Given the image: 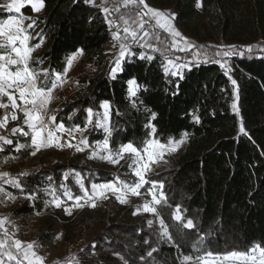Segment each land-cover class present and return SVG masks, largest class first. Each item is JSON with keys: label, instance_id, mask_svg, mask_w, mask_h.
I'll return each mask as SVG.
<instances>
[{"label": "trees", "instance_id": "trees-1", "mask_svg": "<svg viewBox=\"0 0 264 264\" xmlns=\"http://www.w3.org/2000/svg\"><path fill=\"white\" fill-rule=\"evenodd\" d=\"M147 1L155 7L172 9L182 32L194 45L205 46L203 50H168L178 38L155 29L160 40L148 39L158 53L190 62V67L176 78L165 74L160 57L149 61L135 55L123 61V71L112 79L103 54L113 40L112 31L105 13L84 0H45L44 12L35 20L44 41L33 61H42L37 71L62 72L67 58L80 49L81 62L92 63L100 70L79 79L83 92L57 112V123L63 122L69 129L76 125L83 128L86 109L99 112L100 103L109 101L113 129L109 144L114 151L128 142L141 147L151 138L150 128L145 127L148 124L155 126V139L162 143L170 138L180 140L187 134L185 148L179 154L165 155L164 163L149 174V181L163 183L162 192L167 197L157 207L159 215L134 218L137 205H121L116 215L107 216L78 264H182L186 256L195 259L207 252L224 256L233 251L248 252L255 244L264 247V55L245 51L248 45L255 49L257 43H264V0H202L201 8L196 7L197 0ZM106 6L112 7L111 0ZM23 10L31 12L30 7ZM128 11L122 7L120 12H113L114 20L121 23L119 15ZM11 15L0 7V20ZM152 23L144 30L151 31ZM212 43L235 45L245 51L243 57L231 56L234 77L239 82L243 133L231 107L233 85L212 60L213 53L223 50V46L218 48ZM204 51L208 53L207 62ZM42 78L40 85L46 83ZM131 79L141 86L136 97L129 93ZM87 128L83 136L89 145L105 139V131L92 125ZM125 168L127 164L117 171L100 168L83 157L60 162L52 169L16 174L22 188L9 187V192L20 198L11 206L10 215L19 218L23 228L34 226L30 236L38 247H54L60 233L69 244L73 238L71 217L63 206L47 215L49 208H45L44 201L48 195L44 189L63 194L66 186L73 196H81L84 192L74 173L90 189L92 184L117 179L129 182L119 175ZM150 186L145 184L142 190L146 192ZM32 195L34 200L28 198ZM177 206L185 221L193 220L195 228L185 229L174 219ZM158 217L164 220L173 242L161 236ZM153 248L156 251L149 256ZM12 251L15 253V249Z\"/></svg>", "mask_w": 264, "mask_h": 264}, {"label": "snow or ice", "instance_id": "snow-or-ice-1", "mask_svg": "<svg viewBox=\"0 0 264 264\" xmlns=\"http://www.w3.org/2000/svg\"><path fill=\"white\" fill-rule=\"evenodd\" d=\"M86 4H90L94 7H99L105 13V20L109 24L110 28H115L113 32V39L117 42L113 47L118 46V55L114 59V66L111 68L110 76L112 79L116 78V74L123 71L122 62L126 56L133 55L131 51V44L140 43L141 47L152 48L153 51H159L158 48H153L152 44L149 43V39L160 40V37L155 33V29L159 28L169 33L172 37L180 38L185 41V48H178V43L173 40L170 48L178 49L180 51H185L191 48L198 47L201 50L205 46H197L187 42V38L182 37V34L175 29L172 24V20L175 19L174 13H169L161 11L159 9L149 6L146 0H111L112 7L109 8V0H102L100 5L95 4V0H84ZM26 5H30L31 10L34 12H41L45 7V0H11V3L6 5L7 11L16 14H20L22 8ZM203 6L202 0H197L196 7L201 8ZM126 8L129 11L127 13H121L118 20L122 23H117L114 19H109V16L113 12H120L121 8ZM134 13V15H133ZM147 17V19H145ZM31 19L30 17L20 16L19 18L15 15L9 16L7 19L0 20V109L9 110L11 113L5 112V115L0 118V129H8V121H16L20 119L17 113L23 114V124L30 129V132L25 131L23 127H12L10 132L12 135L20 134L25 137L30 136V145L20 144L17 146L16 150L20 151L23 148L31 147L33 151L31 155L35 156L38 151L42 148H48L56 146L59 148L63 147H74L77 152L85 151L90 147L89 142L83 135L80 138L78 144H73L72 141L76 139L74 133H84L88 130L87 126L92 125L93 127H98L104 129L106 132V137L102 142H98L93 149L90 158H96L99 156L102 160H107L110 163L118 164L121 159L124 158L125 154L131 156V161L128 167L133 168L134 175L138 178L135 183H127L124 181H119V186L117 182H109L105 184H93L91 187V192L87 189L82 178L77 173L76 183L79 184L80 188L83 189L84 195L73 196V194L67 190L65 186L64 195L68 197L69 200H74L75 203L73 207L83 208L87 204L92 208L97 206L95 202V197L99 196L101 198H107L106 192H111L115 195L116 199L122 203H128V194L139 196L141 195L140 189L145 184H151L152 188L163 189V183L159 181H149L146 179L148 172L152 170L151 166L157 164L164 160L166 154H171L179 150V147L184 143V140H173L169 139L167 143H162L158 139H155L156 128L154 125H145L146 128H150V137L145 140L141 147L135 146L132 142L127 144H121L117 150H113L109 144V138L112 135V125H111V115L112 107L109 101H103L100 103L99 107L102 111H94L92 108L86 109V124L85 127L81 128L79 125L74 126L69 129L66 128L63 122L57 124L56 117L53 115L48 117V123H45V117L48 113L49 104L55 99L53 96L54 91L58 87H62L66 83V74L71 69L73 62L77 59V55L83 54V49L78 50L76 54H73L66 60V67L62 72H56L50 74L48 69L36 70L42 61L37 60L33 63V52L40 48L43 39L41 38L38 43L30 45L29 41L32 39V33L29 29H34L36 26V21L32 20V23L28 24L27 27L24 26V20ZM154 21V23H152ZM152 23V30L145 31V25ZM135 25V27H133ZM123 32V36L121 35ZM142 33V34H141ZM39 35V34H37ZM124 41H130V43H125ZM264 51V48L260 49ZM247 53H252L254 51V46L248 45L245 48ZM245 51H240L235 45L223 46V50L216 51L213 54L214 57H220L221 59L231 57L233 55H239L243 57ZM200 55V53H197ZM205 56V61L207 62L208 53L203 52ZM140 59L151 61L153 57L151 55L141 54ZM216 63H221V60H214ZM224 63H221V67H224ZM181 67H188V64L178 65L173 59L168 58L167 63L164 65V72L168 74L171 69H179ZM230 71V69L226 70ZM178 71H173L172 75H178ZM43 76L46 83L43 85L38 84V80ZM231 79V77H230ZM233 85H236V81L233 79ZM78 83V82H77ZM129 93L132 97H136L137 91L140 89V85L135 79L129 80ZM7 102H4V99ZM20 101V103H18ZM135 107V103H133ZM234 110H237V106L234 103L232 105ZM94 118L95 122H94ZM152 119H155V113L152 114ZM198 120V118H197ZM244 132L243 126L240 129ZM57 133H68L70 139L66 144L62 143V137L58 136ZM187 134H185L186 136ZM0 141L3 145L13 144V140L8 139L5 135H0ZM3 145H0V151H3ZM103 153V155H101ZM9 173H0V179H3L5 183L12 184L16 188H22L20 181L16 178H9ZM21 175H27V173H22ZM68 178V174H65V179ZM51 179V178H49ZM4 191L0 188V192ZM52 195L53 199L48 201V204H54L55 207L60 208L63 201L55 195V189H44ZM152 201L150 203H145L143 205V211L149 212L154 215H159L156 205L166 202L167 197L162 191H160L159 196L155 192H152ZM29 199L34 200L36 197L34 195L29 196ZM9 199H12L9 196ZM84 201V203H82ZM65 211L68 215L72 214L71 208H66ZM39 215V213H37ZM174 219L181 222V225L185 229L195 228L193 220L185 218L181 214L180 207L177 206L174 214ZM7 218H0V264H6L5 257L7 261H15V264H44V257L37 254L34 250L38 247L35 242H29L25 244L19 239H14L12 235H9L8 229L5 228ZM149 225L153 223L151 220L148 221ZM160 225L163 229L161 236L167 238L168 241L173 242V238L168 231V227L165 225L164 220L160 219ZM62 235V234H60ZM59 238V236H57ZM9 241L11 243H9ZM147 243V241H146ZM12 249H15V254H13ZM156 251L155 248L148 253L149 256L152 252ZM123 259V257H121ZM239 260L243 264H264V247L260 244H255L251 247L248 252H236L233 251L224 255L223 257H215L211 252H207L204 256H198L195 258V264H216V260ZM186 262L192 261L193 258L186 256L184 258ZM71 264V262H69Z\"/></svg>", "mask_w": 264, "mask_h": 264}, {"label": "rangeland", "instance_id": "rangeland-1", "mask_svg": "<svg viewBox=\"0 0 264 264\" xmlns=\"http://www.w3.org/2000/svg\"><path fill=\"white\" fill-rule=\"evenodd\" d=\"M146 2L148 3L147 0ZM9 3H11V0H0V7H3L7 10L6 5ZM101 3H102L101 0H95L96 5H100ZM149 6L159 9L161 11L174 13L175 19L172 20L173 26L175 27L176 30H178L182 34V37L187 38V42L194 45L192 40L182 32L178 23H176V13L172 9L162 8V7L159 8V7L152 6L150 4ZM25 7H30V5H26ZM25 7L22 8V11L20 14H16L12 12V15L17 16L18 18L20 16L30 17L31 19L24 20V26L27 27L28 24L32 23V20H36V18L39 17V15H41L43 12L37 13L32 10L31 12L24 11L23 9ZM43 11H44V8H43ZM109 19H114L112 13L109 16ZM122 27L123 25L121 23V28ZM133 27H135V25H133ZM110 29L113 35V32L116 29L115 28H110ZM28 31L32 33V39L29 41L30 45H34L38 43L41 38L43 39V36L41 33V27L35 26L34 29H29ZM121 35L122 36L124 35L123 32H121ZM124 42L130 43V41H124ZM142 43L143 41H141L140 43L131 44V51L134 54L126 56L125 59L127 58L131 59V57L135 55L140 57L141 54L151 55L153 58L160 57V62L164 68V65L167 63V59L170 57L166 54H162V53L160 54L157 51H153L152 48L141 47L140 44ZM177 43H178V48H185L186 46L185 41L180 38H178ZM43 44H44V41L41 47L36 49L33 52V61L36 59L37 54L42 49ZM114 44H117V42L113 39L110 43H108L105 46L104 53H103L105 55V60L107 61V68H109L110 71H111V68L114 66V59L118 55V46L114 48L113 47ZM212 44L213 46L215 44L216 45L215 47H218V48L223 46L222 43L221 44L212 43ZM255 46L256 47L254 51H259L260 53L264 55V51L260 50L261 48H264V43L259 42ZM188 50H191V49H188ZM81 56L82 55H77V59L73 62L71 69L67 72L66 74L67 82L64 83L62 87L56 88V90L54 91L53 96L55 97V99H53V101L48 106V113H47V116L45 117L46 124L48 123V117H51L53 115L56 116L57 112L61 110L71 99H73L76 95L83 92V87L80 86L79 83H77L79 82V79H81L82 77H86V75L93 76L95 74L100 73V70H97V67L94 64L87 63V62L82 63ZM173 60L178 65H184L186 63L188 64V67H181L179 69L170 70L168 74H171V75L173 71L179 72L178 75H172L175 78L177 76H180L184 69L190 67V62H182L177 59L176 60L173 59ZM212 60H221V63H224L226 60L224 67H221V63H216V62L215 63L218 64L224 70L230 82L233 79L235 80L231 57L224 58V59H221L220 57H214V58L212 57ZM65 67H66V63H65ZM228 69H230V71L226 72V70ZM40 81L41 79H39V84H40ZM238 85H239L238 81H236V85H233V91H232L233 98L231 101V107L234 103L237 106L238 111L234 110L233 107H232V111L235 112L236 115L239 117V121H240L239 127L241 129L242 123H241V118H240L241 116L239 112L240 106H239V97H238ZM4 102H7L6 98L4 99ZM18 103H20V101H18ZM6 111L9 112V114L11 113V109L9 110L0 109V118H2L5 115ZM17 115L20 117V119L16 121H12L11 119H9L8 129H0V135H5L8 139L13 140V144L11 145H3V142L0 141V145H3V151H0V173L7 172L10 174L9 177L5 179L16 178V174H19V173L28 174V173L34 172L37 169H43V168L52 169L56 167L58 163L60 162L66 163V162L78 161L79 159L84 157L87 161L92 162L97 167H100V168L104 167V168H107L113 171H117L119 170V168L123 167L124 164H127V168H125V170L119 173V175L126 177L129 180V182L127 183H130V184L138 181V178L133 173V168L128 167V164L131 161V156L128 154H125L124 158L121 159L118 164H113V163L108 162L107 160H102L99 158V156H97L96 158H90V155L97 143L90 145L89 148H87L85 151H82V152H77L74 147L59 148L56 146L42 148L40 151L36 153L35 156L31 155V152L33 151V148L31 147L23 148L20 151H17L16 148L18 145L20 144L30 145L31 143L30 136L25 137L20 134H16V135L11 134L10 129L12 127H23L25 131L30 132V129H28V127L23 124V114L18 112ZM99 129L104 131V129L102 128H99ZM244 132H245V129H244ZM82 134L83 133H78V132L74 133L76 139L73 140L72 143L78 144ZM57 135L62 137V143L64 144H66L67 141L70 139L68 133H57ZM182 139L184 140V143L179 147V150L171 154H179L185 148V146L187 145L186 144L187 137L184 136ZM101 155H103V153H101ZM164 160L160 161L157 164H153L151 166L152 170L147 173L146 179L149 177V174L157 171L158 166L164 163ZM76 174L77 173H74L73 177H75V179L77 180ZM119 181H123V180L117 179L115 181L117 182V186H119ZM9 187H13V185L7 184L4 182L3 179H0V188L4 190L0 192V218H5V217L7 218L6 223H5V228L8 229L9 235H12L14 239H19L25 244L29 242H34L30 236V232L32 230V227L34 226L30 225L27 228H23L19 224L20 219L17 217H12L10 215V212L12 211L11 206L17 200H20V198H17L15 194H11L9 192ZM48 189L51 190L52 188H48ZM45 193L48 195V199L44 201V206L45 208H49L47 209L48 210L47 215H52L54 214L55 210H58L59 208L55 207L54 204L47 203L48 201H51L53 197L48 192H45ZM140 193L141 195L139 196L128 194L127 196L128 203L122 204L116 199L115 195H113L109 191V192H106L107 198H101L99 196L94 198L97 204L95 208L87 206V204L83 208H78V207H73L75 203L74 200H69L68 197L64 195V193L61 194V192L58 190V192H55V195L58 196L63 201L62 206L64 207L65 214L71 217V220L69 222L72 225V232H73L72 241L69 244H66L64 242V238H62V235H58L59 238L56 237L57 239L55 241L54 247H51V248L50 247H35L34 250L37 252L38 255L44 257V264H69V262H71V264H78L85 258L86 256L85 255L86 252H84L85 248L89 245L90 241L95 238L94 236L98 234L99 231L102 229L107 216L109 214L113 216L116 215L120 211L121 205H127L130 203L136 204L137 210L135 211L134 218L139 217L143 214L153 215L152 213L143 211V205L145 203H150L152 201L151 192H149V190L145 192L141 188ZM9 196H11L12 199H9ZM82 203H84V201H82ZM158 206L159 205H156V207ZM66 208H71V211H72L71 215L67 214V212L65 211ZM174 214H175V211H174ZM40 217L41 215L38 216L36 220H38ZM160 219L161 217H158V220H159L158 224L160 226V231L162 233L163 229L161 228V225H160ZM215 257H223V256L214 255V258ZM5 261H6V264H15V261H11V262L7 261L6 257H5ZM182 264H195V259H193L192 261L186 262L183 258ZM216 264H243V262L239 260L219 259V260H216Z\"/></svg>", "mask_w": 264, "mask_h": 264}, {"label": "crops", "instance_id": "crops-1", "mask_svg": "<svg viewBox=\"0 0 264 264\" xmlns=\"http://www.w3.org/2000/svg\"><path fill=\"white\" fill-rule=\"evenodd\" d=\"M41 12H44L43 11V9H42V11ZM40 12V13H41ZM78 52V51H77ZM76 52V53H77ZM76 53H74V54H76ZM73 55V54H72ZM71 55V56H72ZM82 57H83V55L81 56V60H82ZM122 71H120V72H118L117 74H116V77L121 73ZM132 80V79H131ZM38 84H39V80H38ZM130 87V86H129ZM138 92V91H137ZM58 124V123H57ZM83 135V134H82ZM93 145V144H92ZM148 179V178H147ZM105 184V183H104ZM93 185V184H92ZM92 185H91V187H92ZM91 187H90V189H89V192H91ZM143 188V187H142ZM150 188H151V190H152V192H155L156 194H157V196H159V193H160V191H162L160 188H152V185L150 186ZM154 190V191H153ZM17 197V196H16ZM152 198V197H151ZM13 254H15V253H13Z\"/></svg>", "mask_w": 264, "mask_h": 264}]
</instances>
